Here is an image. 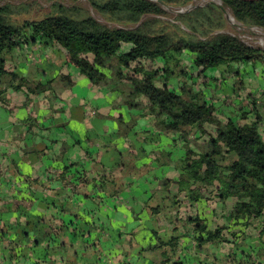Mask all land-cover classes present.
<instances>
[{
  "label": "crops",
  "instance_id": "obj_1",
  "mask_svg": "<svg viewBox=\"0 0 264 264\" xmlns=\"http://www.w3.org/2000/svg\"><path fill=\"white\" fill-rule=\"evenodd\" d=\"M89 56L81 57L91 61ZM3 57V80L17 84L23 78L27 86L0 93V264H160L162 249L156 246L181 237L178 212L186 209L173 203L185 157L177 134L156 128L140 109L127 108L126 85H93L57 44L24 43ZM180 65L193 70L188 54ZM103 72L114 77L109 69ZM226 74L227 98L232 78ZM174 75L178 84L171 88L189 86L186 74ZM203 78L196 79V88L207 94L201 85L208 87L216 76L206 71ZM37 85L46 88L28 90ZM221 87H213L216 97ZM240 92L239 100L245 96ZM231 101L208 104L226 122L224 117L233 119L246 107ZM212 135L203 124L201 132L189 134L190 149L197 152ZM232 202L226 198L227 207ZM179 239L165 264H229L243 251L264 261V246L256 239L201 248Z\"/></svg>",
  "mask_w": 264,
  "mask_h": 264
},
{
  "label": "trees",
  "instance_id": "obj_2",
  "mask_svg": "<svg viewBox=\"0 0 264 264\" xmlns=\"http://www.w3.org/2000/svg\"><path fill=\"white\" fill-rule=\"evenodd\" d=\"M86 1L107 20L135 24L144 15H165L163 7L178 0ZM219 1L236 22L264 29V0ZM218 8L209 4L178 15L177 20L190 34L197 36L184 38L175 33L142 31L139 26L133 30L111 29L90 16L79 17L77 8L61 5H57L55 14L16 26L8 19L14 8L0 6V82L3 83L0 93L8 88L22 90L27 86L23 78L18 79L17 84L12 79L3 80L8 74L4 52L24 43L59 45L72 60L75 59L79 71L93 85L110 89L126 85L127 108L140 109L142 116L153 117L156 128L177 134L185 152V157L179 162L181 173L173 196L175 205L184 204L186 208L184 212H178L182 223L181 237L190 239L198 248L207 244L238 247L253 239L264 246V91L261 90L264 89V79L258 83L257 78L260 72L264 77V50L248 46L229 34L210 35L223 25L222 8ZM184 54L190 56L191 66L197 71L194 77L180 65ZM85 55H91L92 60L81 57ZM111 60L114 61L109 64ZM157 60L161 61L162 68L156 71L139 76L125 73L130 63L137 71L144 61L152 63ZM256 64L260 71L253 70L251 74L258 83L254 86L253 80H245L249 71L243 67ZM220 67H224L232 78V95L226 100L245 103L247 109L245 113L239 107L236 119L224 117L226 122L214 114L213 107L208 104L218 102L215 92L211 97L196 88V79L203 77L208 69ZM105 69L111 70L114 77L109 78L103 72ZM175 73L182 77L186 74L191 80L187 87L179 85V93L167 81L169 77H178ZM218 78L219 75H216V80L211 78L213 87H221ZM250 86L260 92V97L248 93L239 100L236 94ZM45 88L37 85L36 91L28 90L36 93ZM141 97L146 100L145 104ZM208 97L211 102H208ZM26 103L27 100L23 106ZM203 124L212 128L213 135L197 152L192 151L188 136L194 130L201 132ZM167 157L163 154L164 160ZM180 182L185 183V188L180 186ZM170 184L171 181H165L166 191ZM181 194L183 196L179 198ZM229 196L233 202L227 207L226 198ZM190 209H195V212L189 214ZM181 237L170 238L156 246L162 249L160 264L168 263L173 257L176 247L181 245ZM238 256L236 261L230 259L229 264H264L247 251Z\"/></svg>",
  "mask_w": 264,
  "mask_h": 264
},
{
  "label": "rangeland",
  "instance_id": "obj_3",
  "mask_svg": "<svg viewBox=\"0 0 264 264\" xmlns=\"http://www.w3.org/2000/svg\"><path fill=\"white\" fill-rule=\"evenodd\" d=\"M209 4L215 5L217 6V8L218 6L222 8L221 2L219 0H178L174 4L163 7L165 11V15H144L141 17L138 23L133 24L129 22H116V21L107 20L105 16L101 15L98 11L92 8L86 0H78L76 2L71 0H4L0 2V6L10 5L12 8H14L13 13L8 14V19L10 20L11 23H14L16 26H21L25 21H37L44 18L45 16L55 14L58 12L57 5H61L62 7L65 8H77L80 10L78 12L79 17L90 16L98 23L111 29L122 28V29L133 30L139 26L141 27L142 31L144 30L151 33H158V32H166L170 34L175 33L177 34V36L184 38H192V37L196 38L197 36H193L192 34H190L187 28L177 20V16L183 13L190 12L196 8H204ZM221 10L223 17V25L220 29H214L210 35L217 33L229 34L233 37H236L237 39L247 44L248 46L264 50V29L240 24L234 20L230 11L227 8H222ZM89 57L91 58L92 56L90 55ZM154 63L157 66L149 61H144L142 64H140V67L139 69H137V71L135 69V65L130 63L129 67H127L126 69L128 73L127 72L126 73L131 76H139L143 73H151L161 68L162 65L160 60L154 61ZM188 68L189 67L187 66L186 71H189L194 75L195 73H197L195 68H193V70H190ZM243 68H245L246 71H249V75L248 74L245 75V80L246 81L249 80L250 82L253 80L252 79L253 76H251V74H253V70L258 71V73L260 71V66L258 64L249 65V66L245 65ZM218 70L222 71V77L221 78L219 77L217 81L220 85H222L223 90L220 91L219 89L216 90L219 94L218 95L219 101L217 103L220 104L227 101L225 97L227 95V86L225 81H228L226 70L224 67L210 68L207 70V75L209 77L214 75L216 76V72ZM261 74L262 72H260L257 76L259 80L258 83L263 82L264 77H262ZM175 80L176 78L170 79L169 77L167 79L169 86H173L175 84L177 85L178 81L177 83H175ZM201 80H204V78L201 77ZM192 81H194V79ZM252 82L254 83V86L258 85V83L255 80H253ZM201 86L202 88H206V89L208 88L207 89L208 95H210L211 97L214 96V90H213L214 82L211 81L208 87L203 86V84ZM246 86H248V84H246ZM177 88L178 86H176V89L173 90L179 93ZM245 89L246 90L240 92L241 97L244 94L246 95L248 93L253 94V96L260 97L259 96L260 92L257 89L255 90L253 86L247 87ZM261 90L264 91V89ZM211 101L212 100L209 98L208 102ZM243 112L246 113L247 109L246 110L244 109Z\"/></svg>",
  "mask_w": 264,
  "mask_h": 264
},
{
  "label": "built area",
  "instance_id": "obj_4",
  "mask_svg": "<svg viewBox=\"0 0 264 264\" xmlns=\"http://www.w3.org/2000/svg\"><path fill=\"white\" fill-rule=\"evenodd\" d=\"M88 110H89L90 113H93V110L92 109L89 108Z\"/></svg>",
  "mask_w": 264,
  "mask_h": 264
},
{
  "label": "bare ground",
  "instance_id": "obj_5",
  "mask_svg": "<svg viewBox=\"0 0 264 264\" xmlns=\"http://www.w3.org/2000/svg\"><path fill=\"white\" fill-rule=\"evenodd\" d=\"M215 2V1H214ZM217 4V3H216ZM229 16V15H228ZM230 19V18H229ZM232 19V18H231Z\"/></svg>",
  "mask_w": 264,
  "mask_h": 264
}]
</instances>
